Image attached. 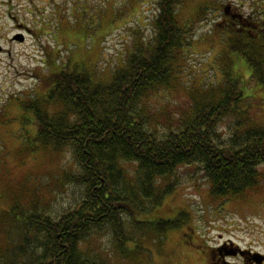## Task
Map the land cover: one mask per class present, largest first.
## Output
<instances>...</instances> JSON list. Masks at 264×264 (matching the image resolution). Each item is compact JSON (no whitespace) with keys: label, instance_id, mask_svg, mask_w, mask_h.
I'll use <instances>...</instances> for the list:
<instances>
[{"label":"rangeland","instance_id":"rangeland-1","mask_svg":"<svg viewBox=\"0 0 264 264\" xmlns=\"http://www.w3.org/2000/svg\"><path fill=\"white\" fill-rule=\"evenodd\" d=\"M225 1L182 0L180 4L178 17L181 22H190L186 37L191 44L179 54V74L171 76L168 86L154 89L137 104L160 136L191 117L201 104L217 101L229 87L226 72L238 78L237 92L242 90L243 97L234 112L219 123V141L228 142L233 134L239 135L249 127L264 128V85L249 73L236 76L234 57L220 40V5ZM156 14L157 0H12L3 8L0 253L5 248L13 249L19 236L17 223L8 218L11 216L6 210L19 203L22 211L36 208L57 216L75 207L84 195L82 186L65 179L67 172L79 171L70 149L54 152L38 146L34 141L36 128L33 133L29 129L33 125L22 122V102L45 92L56 57L59 65L71 57L86 66L95 80L109 82L114 72L126 65L135 45L154 37ZM48 109L56 113L62 108L51 105ZM260 170L262 179L257 186L237 196L214 200L200 170L181 167L177 188L141 218L175 220L179 213H187V224L159 237L127 220L128 236L141 250L130 258L121 253L108 230L94 234L91 248L107 264H207L197 249L224 238L245 245L239 239L263 235V241L264 167Z\"/></svg>","mask_w":264,"mask_h":264},{"label":"trees","instance_id":"trees-1","mask_svg":"<svg viewBox=\"0 0 264 264\" xmlns=\"http://www.w3.org/2000/svg\"><path fill=\"white\" fill-rule=\"evenodd\" d=\"M181 2L157 0L154 37L138 42L109 82L95 80L86 66L69 57L50 76L47 96L46 92L22 102V122L33 125L29 128L33 133L36 128L38 146L54 152L70 149L79 171L67 172L65 179L82 186L84 195L57 216L36 208L22 211L19 203L6 210L17 223L19 236L13 249L2 250L0 264H107L91 248L94 234L105 230L130 258L141 250L128 236L127 220L159 237L188 223L187 213H179L175 220L141 218L177 188V173L184 166L200 170L214 200L260 184L264 128H246L225 143L218 139L219 123L243 97L242 90L237 92L238 78L226 72L225 93L201 104L162 136L137 108L139 101L179 74V54L191 44L186 37L190 22L178 17ZM228 49L230 55L244 54L264 85L263 57L234 41ZM51 105L62 109L51 113Z\"/></svg>","mask_w":264,"mask_h":264},{"label":"flooded vegetation","instance_id":"flooded-vegetation-1","mask_svg":"<svg viewBox=\"0 0 264 264\" xmlns=\"http://www.w3.org/2000/svg\"><path fill=\"white\" fill-rule=\"evenodd\" d=\"M12 0H0V16L3 8L11 4ZM219 26L222 33L220 40L225 45L234 41V45L249 48L250 53L257 52L264 61V0H226L220 5ZM27 30L30 32L31 29ZM223 36L226 38L224 39ZM225 40L228 42L226 43ZM4 49L0 46V52ZM234 57L236 76H257L255 68L249 64L246 56L239 51L232 53ZM46 62V61H45ZM58 63L54 64L53 72L61 68ZM50 84L47 85L44 95ZM49 91L45 94H47ZM36 98V97H35ZM21 101H23L21 99ZM25 103V101H23ZM261 236L248 239H239L243 244L233 242L231 238H224L217 244L197 249L200 259L207 264H264V240ZM223 237V235L219 236ZM204 245V244H203Z\"/></svg>","mask_w":264,"mask_h":264},{"label":"water","instance_id":"water-1","mask_svg":"<svg viewBox=\"0 0 264 264\" xmlns=\"http://www.w3.org/2000/svg\"><path fill=\"white\" fill-rule=\"evenodd\" d=\"M17 38H21L22 39V36H18Z\"/></svg>","mask_w":264,"mask_h":264}]
</instances>
